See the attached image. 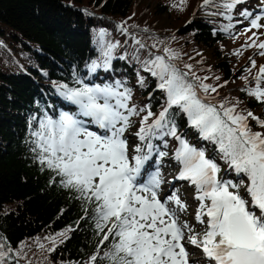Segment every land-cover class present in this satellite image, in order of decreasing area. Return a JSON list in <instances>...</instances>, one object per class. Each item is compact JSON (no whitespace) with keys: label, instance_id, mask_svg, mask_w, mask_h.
<instances>
[{"label":"trees","instance_id":"16d2710c","mask_svg":"<svg viewBox=\"0 0 264 264\" xmlns=\"http://www.w3.org/2000/svg\"><path fill=\"white\" fill-rule=\"evenodd\" d=\"M202 4L203 0L183 4L180 0H0V245L7 253L0 264H88L97 255L102 234H97L94 205L77 199L78 194L65 188L32 151L31 131L40 119L77 111L60 96L58 85L78 87L75 79L89 86L119 81L121 91H131L129 107L139 113L134 123L140 126L147 111L153 113L165 95L159 81L143 70L144 61L164 56L168 48L178 54L170 63L188 72L190 82L216 88L205 102L235 106L237 112H251L264 121V102L248 95L257 87L253 77L258 62L254 68L246 64V50L229 45L237 39L232 29L240 26L235 18L243 21L241 13L247 8L239 4L225 13L218 11L216 2ZM228 15L231 20L225 18ZM230 24L233 27L224 31ZM101 31L106 43L117 45L107 70L98 46ZM93 61L101 67L89 74ZM185 65H191V72ZM249 68L251 72L245 71ZM172 113L177 133L182 132L187 142L203 141L184 113L178 109ZM248 126L264 133L256 120L249 118ZM153 140L160 154V139ZM216 151L211 142L204 149L220 169L226 168ZM228 170L245 188L247 177ZM61 232L66 237L59 236ZM110 242L111 237L99 246V256Z\"/></svg>","mask_w":264,"mask_h":264},{"label":"snow or ice","instance_id":"6c2138e0","mask_svg":"<svg viewBox=\"0 0 264 264\" xmlns=\"http://www.w3.org/2000/svg\"><path fill=\"white\" fill-rule=\"evenodd\" d=\"M212 3L213 0H203L201 7ZM241 3L243 0H222L218 6H222L225 13H231ZM241 15L248 19L252 14L243 12ZM225 18L231 20L230 15ZM261 19L264 16L252 18L244 32L264 28V24L259 23ZM231 27L230 24L223 30ZM118 28L126 31L123 26ZM105 35L103 31L99 33L98 46L102 66L107 70L117 45L106 43ZM249 40L251 43L246 41V46L257 47L261 50L259 55L264 56V41L257 43L256 32H252ZM164 53L143 64V70L159 81L158 88L165 93L166 100L151 123H148L153 116L150 109L141 119L136 136L143 147L136 146V154L131 159L124 133L130 126V117L139 113L135 107H129L131 91L127 88L121 91L119 81L89 86L75 79L78 87L58 85L60 96L75 105L77 111L60 112L57 118L46 114L40 119L38 128L31 131L32 151L42 166L60 177L65 188L78 194L77 199L94 205L96 230L102 238L97 255L91 256L88 264H97V261L99 264H189L182 241L184 230L189 233L193 230L186 222L179 223L177 215L186 211L187 205L175 192L164 201L159 198L162 183L159 171L140 182L142 168L152 156L151 140L164 137L178 142L173 156L180 165L176 179L186 180L195 187V199L199 202L195 220L205 225L202 233L188 235V243L201 249L208 264H264V133L253 132L248 119L256 120L261 128L264 121L251 112L247 115L237 112L235 106L205 102L216 88L203 82L199 85L190 82L188 72L182 73L170 63L178 54L168 48ZM251 64L256 67L255 60H251ZM99 67L101 63L93 61L88 67L89 74ZM185 67L191 72V65ZM245 71L251 72V69ZM253 79L257 87L249 89L248 95L264 102V88L260 86L264 84V65ZM140 83L143 85L142 78ZM173 109L186 115L189 126L199 132L201 139L216 145L229 169L247 177L246 196L241 194L240 184L218 176L219 165L206 158L203 150L177 134L171 119ZM89 122L99 133L89 130L86 126ZM145 147L147 152H144ZM164 155L166 153H160L161 157ZM58 235L66 237L64 232ZM110 237L107 250L99 256V246L105 245ZM50 239L55 243V238ZM6 255L0 245V260Z\"/></svg>","mask_w":264,"mask_h":264},{"label":"rangeland","instance_id":"374dc122","mask_svg":"<svg viewBox=\"0 0 264 264\" xmlns=\"http://www.w3.org/2000/svg\"><path fill=\"white\" fill-rule=\"evenodd\" d=\"M213 2H216V8H218V11L223 10L221 9L222 6H218L222 4V0H213ZM201 3H199L200 5ZM243 4L247 10L244 12H249L252 15L248 17V19H245L243 21H239L240 16L236 19V22L240 24V26L232 29L235 30L233 34H235V37L237 38L235 42H231L229 45H236L238 50H246V57L244 58L246 61V64H251V60H255L258 62L257 64V70H259V67L261 65H264V56L259 55L260 49L257 47H247L246 46V41L248 43H251L249 40V37L252 36V32H256L257 35L259 36V40L257 43L264 41V28H261L259 30L257 29H252L251 31L245 33L244 29L250 27V20L252 18H255V16L260 15L264 16V0H243ZM222 12V11H221ZM243 13V12H242ZM244 17L243 15H241ZM259 23L264 24V19H261ZM251 58V59H250ZM163 96V103H157V108L154 109L153 112V117L150 119L149 123H151V120L155 119L156 116H158L159 112L163 109L165 105V100L166 97L165 95ZM161 102V100H159ZM135 116L130 117V126L124 133V138L128 142V152H129V158L133 155H135V148L136 146L140 145L143 147L142 142L138 139L136 136V132L139 130V127L137 124H135ZM81 119H86V118H81ZM88 128L91 131H96L99 133V129H97L94 125H92L90 122L87 123ZM86 124V125H87ZM179 136H181L183 139V133H177ZM191 137L195 139L192 135ZM185 140H187L185 138ZM165 141L167 142V145L165 146ZM200 141V139H199ZM197 141L195 139V143L193 141H189L188 143L197 149L203 150L206 148V146L209 144V141L203 140L201 142ZM144 143H147L144 142ZM151 143L153 144V152H152V159H149L148 161H152L149 163L151 165L150 172H145L144 171V178H148L147 174L149 176L157 171H159V178L161 179L162 183L159 189V198L164 201L166 197L170 196L173 192H175L180 200L187 205V210L184 212H178V219L179 223H187L191 228H192V233H189L187 229L184 230L185 232V238L183 240V244L186 247V250L188 252V262L189 264H208L207 261H203L201 259H198L199 253L196 252L197 248H195L192 244L188 243L187 237L188 235H198L202 233L204 230L205 225L198 223L195 220V214H196V209L199 207V202L195 199L196 191L195 187L192 186L188 181L186 180H178L176 177L179 174L180 171V165L173 159L174 153L176 148L179 146L178 142L169 137H164L163 140H160L161 146L158 148V152L160 153H166L163 157L160 156L156 152V148L154 146V140H151ZM201 146L202 148H200ZM144 152H147V148H144ZM217 153V151H216ZM218 154V153H217ZM206 158L212 159L213 155L212 154H205ZM218 161L220 165L223 167L224 166V161L220 158H218ZM225 167V166H224ZM228 166L226 168H222L218 176L222 179H229L232 180L233 183H236L237 177H232L230 174V171L228 170ZM240 192L242 195L246 196L245 193V188L240 187ZM169 207H175L174 204H169ZM200 261V263L198 262Z\"/></svg>","mask_w":264,"mask_h":264},{"label":"bare ground","instance_id":"6f19581e","mask_svg":"<svg viewBox=\"0 0 264 264\" xmlns=\"http://www.w3.org/2000/svg\"><path fill=\"white\" fill-rule=\"evenodd\" d=\"M150 159H152V156H151ZM151 162H152V161H146L145 164H144V167L142 168V170L145 171V172H150L151 165H149V163H151ZM194 247L197 248L196 252L199 253V255H198V259H199V257H200V255H201L202 251H201L200 248H198V247H196V246H194ZM198 262H199V261H198Z\"/></svg>","mask_w":264,"mask_h":264}]
</instances>
